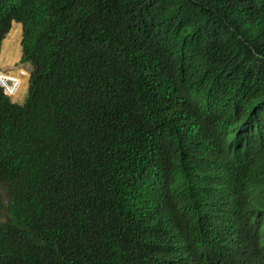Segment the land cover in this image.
I'll list each match as a JSON object with an SVG mask.
<instances>
[{"label":"trees","instance_id":"16d2710c","mask_svg":"<svg viewBox=\"0 0 264 264\" xmlns=\"http://www.w3.org/2000/svg\"><path fill=\"white\" fill-rule=\"evenodd\" d=\"M0 264H264V0H0Z\"/></svg>","mask_w":264,"mask_h":264},{"label":"crops","instance_id":"0c3cea01","mask_svg":"<svg viewBox=\"0 0 264 264\" xmlns=\"http://www.w3.org/2000/svg\"><path fill=\"white\" fill-rule=\"evenodd\" d=\"M21 49V24L13 21L12 29L3 41L1 54H0V65L10 66L18 73L23 74L24 83L28 80L30 75L31 67L28 69L25 67V63L20 61L21 55L19 53ZM23 89V88H22ZM25 93L23 90L18 92L16 98L12 100L18 103L23 102ZM26 98V96H25Z\"/></svg>","mask_w":264,"mask_h":264},{"label":"rangeland","instance_id":"374dc122","mask_svg":"<svg viewBox=\"0 0 264 264\" xmlns=\"http://www.w3.org/2000/svg\"><path fill=\"white\" fill-rule=\"evenodd\" d=\"M18 50H20L19 53L21 55V49H18ZM24 63H25V67H27L28 69H30L31 64L28 63V62H24ZM0 69L3 70V71L9 72L10 74H14V75L19 76L21 78V85H20V87L18 89V92H20L21 90H23V93H25V96H27V93H28V85H29V77H28V80L24 83V77H27V76H24L23 74L18 73L12 67L0 65ZM18 92L15 95L12 96V99L13 98H16V95L18 94ZM25 96H24V99H25ZM6 201H7L6 192L3 189V187L0 185V219H3V216H2L3 209H2V207H3V204L6 203Z\"/></svg>","mask_w":264,"mask_h":264},{"label":"built area","instance_id":"2783aa9c","mask_svg":"<svg viewBox=\"0 0 264 264\" xmlns=\"http://www.w3.org/2000/svg\"><path fill=\"white\" fill-rule=\"evenodd\" d=\"M0 85L7 95L13 96L18 92L21 85V78L0 69Z\"/></svg>","mask_w":264,"mask_h":264}]
</instances>
